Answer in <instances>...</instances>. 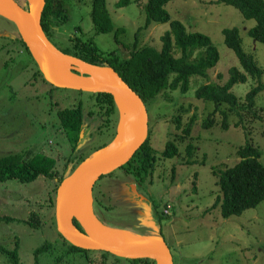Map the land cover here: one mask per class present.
<instances>
[{
	"label": "rangeland",
	"instance_id": "374dc122",
	"mask_svg": "<svg viewBox=\"0 0 264 264\" xmlns=\"http://www.w3.org/2000/svg\"><path fill=\"white\" fill-rule=\"evenodd\" d=\"M19 1L24 3V0ZM63 1L68 18L48 37L63 52L70 48V38L78 37L92 38L102 51L127 56L137 30L145 25L147 0H129L120 6H116L118 0H106L115 28L123 27L117 35L119 41L113 31L95 32L90 16L91 0ZM164 9L170 20L180 21L188 31L209 36L219 52V59L208 70V79L193 77L186 92L167 89L145 103L151 145L159 152L166 140H172L179 150L173 158L159 157L151 176L138 186L137 191L147 201L133 197L131 175L118 168L94 184V195L98 200L95 214L108 226H123L140 235L161 236L170 249L174 264H264V201L228 218L221 216L219 206L212 208L220 193L213 168L221 171L234 165L240 159L237 150L246 141L261 151L260 161L264 165V91L255 96V104L259 107L256 115L242 112L239 116L228 105L222 104L220 108L227 114L226 129L221 126L219 113L213 116V125L203 127L214 104L195 96L198 86L206 82L223 84L232 67L244 72L233 50L224 43V28L239 29L242 48L263 70L260 80L264 82V43L247 33L256 21L245 18L236 7L217 0H170ZM168 30L169 22H151L139 32L138 45L159 50L162 46L160 38ZM4 32L11 37L19 36L15 24L0 16V34ZM175 56H179L177 50ZM31 64L30 54L16 40L3 34L0 36V155L26 153L31 156L42 152L54 158V167L60 172L65 158L72 155L79 160L89 157L96 148L112 140L118 112L108 121L107 116H100L101 111L94 105L95 97L91 92L55 88L49 95L47 91L51 85L34 76ZM257 83L247 76L246 81L235 83L230 90L243 100ZM78 101L85 104L86 130L83 137L81 131L73 152L68 132L59 131L56 111L66 106L70 108ZM176 115L180 117L179 126L172 121ZM191 117L195 119L190 137L186 138L182 129ZM189 142L194 147L193 164L187 162L185 146ZM70 171L68 169L65 174ZM56 183V177L45 175H38L29 182L15 178L0 182V215L15 218L0 220V246L16 248L19 264H132L126 258L116 259L112 254L103 256L98 251L86 255L66 251L68 245L56 228ZM149 203L160 207L167 215L160 223L144 217ZM32 212L37 213L41 221L37 228L22 221ZM46 242L51 244L49 250L36 256L34 251ZM60 255L63 260L57 262L56 257ZM0 264H10L1 252Z\"/></svg>",
	"mask_w": 264,
	"mask_h": 264
},
{
	"label": "trees",
	"instance_id": "16d2710c",
	"mask_svg": "<svg viewBox=\"0 0 264 264\" xmlns=\"http://www.w3.org/2000/svg\"><path fill=\"white\" fill-rule=\"evenodd\" d=\"M168 1L170 0H147L144 8L146 14L145 25L137 30L135 40L127 56H122L115 51H102L93 42L92 38L84 40L78 37L70 38V48H66L65 53L67 52L90 63L112 67L129 87L140 96L144 103L167 89H179L182 93L186 92L190 87L191 78H209L208 70L217 63L219 52L206 34L198 31H188L180 21L170 20L168 12L164 9V5ZM128 2L129 0H118L116 6L124 5ZM217 2L232 5L245 18L254 19L256 24L247 33L256 41L264 43V0H217ZM24 4L23 8L28 9L27 0H24ZM91 6L90 16L95 32L113 31L117 40V35L123 31V27L115 28L106 7V0H91ZM67 18L68 11L63 0H45L41 26L47 37L51 33L53 34L54 30L63 24ZM151 22H169L170 24V30L166 31L160 38L162 46L159 50L149 45H138L139 32L146 29ZM222 34L224 43L233 50L244 72L232 67L229 70V78L223 84L209 81L198 86L195 90L197 98L212 101L214 104V110L203 122L204 128L213 125V116L217 113L221 115L222 128H227V114L220 108L222 104L228 105L229 109L239 116H241L242 112L247 115H256L259 107L255 104V96L258 92L264 91V82L260 80L263 70L257 65L253 56L243 50L239 29L237 27L224 28ZM18 38L24 50L32 57L20 34ZM125 47L127 48L128 46L126 45ZM175 50L179 52V56H175ZM247 76L252 77L258 83L245 94L243 100H240L230 89L235 83L246 81ZM219 78H221V75H219ZM43 80H45L44 77ZM91 94L95 96L96 105L100 109L105 108L103 114L107 116V119L112 113L117 111L113 97L109 93L98 92ZM179 110L183 109L180 108ZM58 118L63 130L66 133L68 132V139L73 145L74 152L79 140V131L83 118L82 104L60 111ZM194 119L195 117H191L182 129L183 137H190ZM172 121L176 126L180 125V117L178 115L172 117ZM149 134L145 142L135 151L129 161L119 168L131 175L133 181L140 183H144L151 176L159 157H163L162 159L173 158L179 151L174 141L166 140L163 149L158 152L151 145ZM107 144H109L108 141L94 151ZM193 149L194 147L190 142L185 146L188 164L194 163V160H192ZM237 152L240 159L234 165L221 171H216L213 168V172L217 176L220 193L216 197L212 208L219 206L221 216L224 218L239 215L264 201V165L260 161L261 151L246 141L244 145L238 148ZM54 166V158L48 157L42 152L31 156H27L26 153L25 155L19 153L0 155V182L11 178L29 182L38 175L56 177L57 183L54 188L56 193L60 181L66 174H59ZM166 217L167 215L164 214V211H161L157 219L161 222ZM0 220L11 221L15 220V218L9 215H0ZM22 221L33 228H37L41 224L39 216L35 212L30 213ZM74 224L81 230L80 224L76 219H74ZM113 227L125 228L123 226ZM58 234L62 237L60 233ZM63 240L68 245L66 250L68 253H84L86 255V253L90 254V252H93L76 247L64 238ZM50 246L51 244L48 242L43 243L34 251L35 255L48 251ZM0 252L8 257L10 264H19L16 248L7 249L0 246ZM100 253L103 256L110 254L105 251H100ZM114 257L116 259L120 258ZM61 260H63L62 255L56 257L57 262ZM128 260L132 264H156L154 260L148 258Z\"/></svg>",
	"mask_w": 264,
	"mask_h": 264
},
{
	"label": "water",
	"instance_id": "95a60500",
	"mask_svg": "<svg viewBox=\"0 0 264 264\" xmlns=\"http://www.w3.org/2000/svg\"><path fill=\"white\" fill-rule=\"evenodd\" d=\"M27 2L29 7L25 9L16 0H0V16L15 24L44 79L58 88L109 93L118 110L116 134L109 142L113 148L107 150V144L94 151L60 181L55 201L57 231L70 244L82 249L105 251L126 259L148 258L156 264H174L161 236L134 233L137 239L127 244L119 233L122 228L101 222L93 208L96 181L128 162L148 137L149 116L144 101L112 67L87 62L57 48L41 26L45 0ZM131 190L140 200L145 199L136 191L135 184H131ZM145 215L150 217L151 213L146 211ZM74 219L82 230L74 224Z\"/></svg>",
	"mask_w": 264,
	"mask_h": 264
},
{
	"label": "flooded vegetation",
	"instance_id": "af4514ba",
	"mask_svg": "<svg viewBox=\"0 0 264 264\" xmlns=\"http://www.w3.org/2000/svg\"><path fill=\"white\" fill-rule=\"evenodd\" d=\"M17 2H19V4H21L22 6H24L25 4L24 3H21L19 0H17ZM28 5V4H27ZM29 7V6H28ZM1 34H3V36L4 37H7L8 39H11L12 41H14V40H16L21 46H22V44H21V42L19 41V38L18 37H11V35L9 36V34L8 33H1ZM4 34H6V35H4ZM51 35H52V33H51ZM23 47V46H22ZM32 55V54H31ZM32 58V61H33V64H31L32 66H33V69H34V71H33V73H34V76H38V77H41V79H43V77H42V73H41V71H40V69H39V67H38V64H37V62L35 61V59H34V57L32 56L31 57ZM46 83H48V84H50L49 82H47L46 80H44ZM51 85V89H49L47 92H48V94L49 95H51L52 94V91H53V89H57L58 87H55V86H53L52 84H50ZM78 91V90H77ZM90 93V92H89ZM90 95V94H89ZM95 97V96H94ZM95 99V98H94ZM52 104H55V101H53L52 102ZM74 104H76V106H73ZM74 104H72L71 106H70V108H73V107H77L78 106V104H82V114H83V118H82V123H81V129H80V131H79V135H80V133H81V131H82V137L84 136V131L86 130V127H85V116H84V106H85V104H83L81 101H78V102H76V103H74ZM94 105L96 106V107H98L97 105H96V102H95V100H94ZM68 108V106H66V107H63V108H60V109H58L57 111H56V114H57V116H58V113L60 112V111H62V110H65V109H67ZM98 109H99V111H101L100 113H101V115L100 116H102V115H104V114H102V111H104L105 112V108H103V109H100L99 107H98ZM116 112H118V110L116 111ZM115 112V113H116ZM112 114H114V113H112ZM111 114V115H112ZM110 115V116H111ZM109 116V117H110ZM109 119V118H108ZM108 119H107V121H108ZM58 123H59V127H60V129H59V131H61V132H65V130H63V127H62V124L60 123V120H59V118H58ZM117 123H118V121H117ZM66 133V132H65ZM116 134V133H115ZM115 136V135H114ZM81 137V138H82ZM114 138V137H113ZM68 141H69V139H68ZM79 141V140H78ZM69 143L71 144V142L69 141ZM71 147H72V149H73V145L71 144ZM88 157V156H87ZM87 157H84V159H86ZM84 159H80L79 160V158H76V157H74L73 155H72V157H68V158H65V160H66V162L65 163H63L62 164V166H61V168H62V171H60L59 172V174L61 173H63V174H65V172H67V170L68 169H71V171L69 172V174L84 160ZM125 173V172H124ZM66 176H67V174H66ZM130 184H135V189H136V191H137V188H138V186H140L142 183H140V182H138V181H133V183H130ZM138 192V191H137ZM130 193H132V195H133V197L135 198L136 197V199H138V200H140V198L139 197H137V196H135L134 195V193L133 192H131L130 191ZM92 195H93V208L95 207V204L96 203H98V200H96L97 199V197H95V195H94V188H93V193H92ZM144 201H147L146 199H144ZM148 207H149V209H147L150 213H151V215H150V217H151V219H149L150 221H152V222H154V221H156L157 222V217L160 215V212H161V210H160V207H155L152 203H149V205H148ZM94 212H95V210H94ZM165 214V213H164ZM166 215V214H165ZM144 217L146 218L147 216L144 214ZM160 223V222H159ZM82 230V229H81ZM91 251H94L95 252V250H91ZM98 252H100V251H98ZM87 254V253H86Z\"/></svg>",
	"mask_w": 264,
	"mask_h": 264
},
{
	"label": "bare ground",
	"instance_id": "6f19581e",
	"mask_svg": "<svg viewBox=\"0 0 264 264\" xmlns=\"http://www.w3.org/2000/svg\"><path fill=\"white\" fill-rule=\"evenodd\" d=\"M36 57L38 58V56L36 55ZM127 135H130V129L129 127H127ZM113 148V144H109L107 146V150H111ZM119 233L121 235V237L123 238V240H125V242L127 244H130V242L134 239H137V235H135L134 233H132L131 231L127 230V229H120Z\"/></svg>",
	"mask_w": 264,
	"mask_h": 264
}]
</instances>
